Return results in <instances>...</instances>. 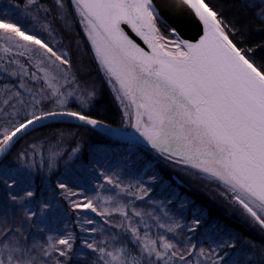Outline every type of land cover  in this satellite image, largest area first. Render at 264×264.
<instances>
[{"label": "snow or ice", "instance_id": "6c2138e0", "mask_svg": "<svg viewBox=\"0 0 264 264\" xmlns=\"http://www.w3.org/2000/svg\"><path fill=\"white\" fill-rule=\"evenodd\" d=\"M71 2L81 17L101 68L109 82L115 81L113 91L117 92L116 99L125 105V117H129L128 109L135 110L134 116L130 117L131 127L162 154L168 153L170 158L179 157L177 163L183 162L220 181L226 188V193L222 195L230 194V200L264 228V67H258L230 39L218 13L205 0H179V10H190L203 24V35L190 42L180 38L177 28L171 25L169 32L175 39L161 34L158 22L164 19L165 11L176 7L168 0ZM36 4L37 0H26L25 11L30 12ZM55 4L64 7L63 0H55ZM252 6L260 7L258 15L264 17V7ZM121 24L128 25L150 51H145L134 42ZM0 29L43 49L41 55L49 61L54 58L59 65H70L68 53H58L18 24L0 19ZM45 30H48L47 24ZM7 39L12 41L13 36L8 35ZM17 47L25 45L18 44ZM4 50L10 51L9 48ZM19 54L24 55V52ZM41 63L43 60H38L37 66ZM40 71L44 73L45 83L52 89V94L57 95L56 77L44 68ZM31 75L37 79L35 73ZM67 75L64 72L65 80ZM94 94L82 95V103ZM60 103L63 104L64 100L61 99ZM57 115L74 117L93 126L100 123L80 111L32 113L13 130L4 131L0 138V152H4L14 137L29 126ZM105 179L109 184L114 183L111 178ZM59 187L64 189L65 185L60 184ZM116 187L120 185L116 184ZM144 195H147L146 191ZM32 196L33 192L28 191L19 200L16 196L11 198L21 202ZM107 199L111 200L110 197ZM72 206L90 209L101 217L119 212L127 219V213L120 205L112 209L97 208L92 200H87L85 203L73 202ZM133 214L141 215L139 212ZM28 218L31 219L30 216ZM85 223L94 222L85 220ZM104 223L109 221L105 219ZM82 230L95 232L96 228ZM129 230L137 240L140 239L135 227L129 225ZM168 230L172 231L171 228ZM11 231V228L0 229V236L3 237L0 254L7 250V259H0V264H36V258L29 254L31 250L22 248L18 242H8ZM72 239L71 233L55 240L49 237L43 256L51 258L53 254H58L59 257H68L73 246ZM84 246L98 252L104 264H139L135 260H126L123 249L107 251L95 241H85ZM142 246L149 257L154 255L157 261L164 260V264H169L176 257L181 261L185 259L176 250V245L164 237H160L159 243V249L163 251L158 249L156 241L147 238ZM200 254H204L203 249ZM213 255H216L215 250ZM223 260V256H217L212 264H221ZM54 264H64V261L56 259ZM248 264H253L252 257L248 258ZM259 264H264V255H261Z\"/></svg>", "mask_w": 264, "mask_h": 264}, {"label": "trees", "instance_id": "16d2710c", "mask_svg": "<svg viewBox=\"0 0 264 264\" xmlns=\"http://www.w3.org/2000/svg\"><path fill=\"white\" fill-rule=\"evenodd\" d=\"M39 1L50 7L49 0ZM5 2L6 0L0 4V19L18 24L29 34L47 42L55 51L68 53L70 82L88 93H95L88 98L86 106H70L67 110H54L49 107L47 100H42L40 104L44 108L43 112L80 111L90 118L129 131V126H124L122 111L106 83L103 71L95 62L90 46L77 24L70 20L71 24L65 26L52 17L51 32L39 30L19 11L8 12L5 9L8 4ZM205 2L218 13L230 39L258 67H264V17L258 15L260 7L252 6L256 4L264 7V0ZM63 4L66 13L73 11L78 14L71 0H63ZM52 14L55 16L54 12ZM157 26L161 34L168 35V27L161 22ZM4 82L5 80L0 81ZM179 165L176 160L151 148L113 138L89 126L68 122L45 125L15 141L0 162V179L3 178L7 184L3 197H0L1 216L10 212L12 217L19 220L20 208H16L15 204H24L33 220L31 223L21 222L18 225L20 230L28 229L24 231L27 235L24 234L22 238L25 243L32 236L31 231L36 230L33 229L35 224L43 231L50 230L54 240L63 238L68 233L75 237L71 241L73 246L68 257L53 254L48 258L38 250L36 264H41L39 260H44L43 264H54L56 259L63 260L64 264H104L98 252L84 246L85 241H95L107 251L123 249L124 254L131 259L136 255L141 241L144 242L147 237L138 233L140 239L137 240L128 225L137 228V222L134 221L151 218L161 207L164 211L171 212L172 218L178 221L179 235H186L180 236L178 242L181 245L176 246L185 256L183 264H212L217 256H223L227 260L226 264H248L249 257H252L253 264H259L261 255H264L261 229L257 227L256 230L234 214H229L218 200L214 201L208 196L203 187L206 183L198 173ZM105 177L111 178L114 183L109 184ZM179 181L183 184H179ZM60 184H64L65 188L61 189ZM116 184L120 187L117 188ZM28 191H32L33 196L21 202L11 198L16 196L19 200ZM140 196L143 198H138ZM109 197L114 206L118 204L124 207L127 219L119 212L101 217L90 209L72 206L73 202L85 203L92 200L99 208L98 199L103 201ZM127 205L131 207V211ZM130 212L133 215L131 219ZM134 212L141 215L136 216ZM105 219L109 223L105 224ZM47 220L53 223L51 227L45 225ZM85 220H92L94 223L86 224ZM4 225L0 229L6 228V224ZM193 225H196V230L192 228L194 231L189 230L187 233ZM93 227L96 228L95 232L82 230ZM149 229L153 231L152 226ZM157 232L155 231L157 236L165 235L163 231ZM10 233L18 236L15 228ZM148 237H152L151 232ZM35 244L42 250L47 247L41 242ZM201 249L204 250L203 255L200 254ZM213 250L216 255H213ZM2 257L5 258L4 255Z\"/></svg>", "mask_w": 264, "mask_h": 264}, {"label": "rangeland", "instance_id": "374dc122", "mask_svg": "<svg viewBox=\"0 0 264 264\" xmlns=\"http://www.w3.org/2000/svg\"><path fill=\"white\" fill-rule=\"evenodd\" d=\"M3 1L5 0H0V4ZM5 3L8 4V6H6L5 8L8 12L12 13L13 10L19 11L22 14V16L29 19L33 24H35L39 30H45V25L47 24L48 30L45 31L51 32V28L53 24L52 17L54 19L56 18V20L58 19L60 21V24L62 23L65 26L71 24L72 21L76 23L81 31V34L85 36V39L89 44L90 49L93 53L95 62L97 63L98 67L103 71L102 73L105 77L106 83L109 85L111 93L117 105L120 107L122 111V115L124 117V122H125L124 126H129V131L133 129L131 127L132 120L130 119V117L134 116L135 110L128 109L129 117H125L124 115L125 105L121 104L120 100L116 99L117 92L113 91V84L115 83V81L109 82L105 74V71L101 68L98 60L96 59L95 52L91 45V41L88 39V34L85 31L84 24L81 23V17L79 16V14H76V12L73 13V11L72 13L70 11L66 13L65 6L63 8H60L58 5L55 4V0H49L50 7L46 3L44 6L42 2L37 0V4L31 8L30 12L25 11L26 0H6ZM44 9H47V11H44ZM52 12L55 13V16H53ZM33 17H35V19H33ZM8 35L13 36L12 41H9L7 39ZM167 37H169L170 39H175V37L171 36L169 30ZM18 44L25 45V47H17ZM5 48H9L10 51L6 52L4 50ZM26 49H31V51H27ZM21 52H24V55H20L19 53ZM41 53H43V49H39L38 46L26 42L22 38L16 37L15 34L6 33L2 29H0V81L5 80L4 83H0V138H2V135L5 130L8 131L13 130V128L17 126L19 122H24L27 118H30L32 113L38 115L39 113L43 112L44 108L40 104L42 100L45 101L47 100L50 103L49 107L53 108L54 110L56 109L67 110L70 106L84 107L88 102L87 99L86 103H82L80 99L82 95L87 96L88 92L85 89L78 87L72 81L70 82L71 79L70 65H67V67L64 68L63 65L62 66L59 65V62L55 61L54 58H52L51 61H49L44 56H42ZM38 60H43V63H41L39 67L37 66ZM55 65H59V67H56ZM40 68H44L51 76L56 77V81L54 82L57 84V87L59 89L57 95H53L52 89H50L48 85L45 83L44 73L40 71ZM25 72H27L28 74L25 75L24 74ZM64 72L68 73L67 80H65ZM32 73L36 74L37 79L32 78L31 75ZM22 84L24 85L23 87H21ZM17 92H19L20 95L17 96L16 95ZM69 93L72 94L69 95ZM61 99L64 100L63 104L60 103ZM126 103L127 101H125V104ZM39 104L41 107L39 106ZM179 164H180L179 166H181L182 168H186L189 171H192L193 173L194 172L198 173L200 175L199 177L203 178L206 183V185L203 187H205V189L207 190L208 196L212 197L214 201L218 200V203L229 214H234L237 218H239L240 220H244L248 226L255 228L256 230L257 227L260 228L261 229L260 231L264 236V228H261V226L258 223H256L250 216H248L242 208H239L238 207L239 205L237 206L236 204H234V202L230 200V194L222 195V193H226V188L220 181L207 176L206 174L200 172L195 168H192L191 166L183 162ZM4 181L5 180L3 178L0 179V197H3L2 193L3 194L5 193L4 187L7 186L6 182ZM179 184L182 185L183 183L179 181ZM98 202L100 203L99 208L112 209L118 205L116 204L114 206V202H112L111 200L109 201L108 199H105L103 201L102 200L100 201L98 199ZM15 205L16 208H20L21 215L19 216L20 217L19 220L18 218L12 217L10 212H6L4 216H1L3 213L0 211V227L5 226L4 224H6V228L20 229L18 225L21 222H28V223L33 222V220L27 218L29 216L30 217L32 216L31 213L28 212L29 210L24 206V204L21 205L19 203H16ZM127 208L128 210L131 211V207L129 205H127ZM158 209L159 210L156 213L152 214L151 218L149 219L147 218V220H143V221H134L137 222L136 227L137 226L138 227L136 229L138 233L140 234L143 233L145 237H147V239L155 240L157 242L158 249H159L160 237H165L167 241L180 247L181 244L178 242L179 241L178 239H180L181 235H179L180 230H178L179 227L177 224L178 221L172 218L170 214L171 212H168L166 210L164 211L162 207ZM130 215H131L130 216L131 219V217H133L131 212ZM75 224L78 225L77 223ZM45 225L47 227H51L53 223L47 220L45 222ZM161 225H163V227H161ZM150 226H152L153 231L149 229ZM194 226L196 227V225H193L186 232L188 233L189 230L190 232L194 231L192 230V228H195ZM34 228H36V230L31 231L32 236L26 240V243L22 238L24 234L27 235V233H24V231H28V229L20 230L19 232H16L18 236L16 234L9 233L8 242H18V244L22 248L31 250L29 253L30 256L36 257L38 255L36 254L38 253L37 251L41 250L43 253V250L37 247L35 242L37 243L41 242L42 245H47L48 238L52 237V234L50 230L43 231L41 227L40 226L38 227L36 224L33 225V229ZM169 228H171L172 231H169L168 230ZM155 231L156 232L158 231L157 233L163 231L165 235L163 236L161 234L157 236L155 235ZM150 232L153 238L148 237V235H150ZM127 233L130 234L129 231H127ZM185 236L186 235H182L181 237H185ZM1 238L3 237L0 236V240ZM52 238L54 239V237ZM73 240H75V237H73ZM142 244L143 241H141L139 248L137 249L136 255L132 256L131 259H129L128 255L124 254L125 259L131 261L134 260V258H136V261H138L139 264H152V263L164 264V260L157 261L154 255L149 257L147 253L143 251ZM2 248H3V244H0V249ZM159 250L163 251V249H159ZM176 250L178 251L179 254H181L179 252L180 250H178L177 247ZM3 255L5 258L2 257ZM0 259H7V250H4L3 254H0ZM165 259H167V257H165ZM39 261L41 264L45 262L44 260H39ZM183 261H181L178 257H176L173 258L169 262V264H183L185 262ZM226 261L227 260L224 259L221 263L226 264Z\"/></svg>", "mask_w": 264, "mask_h": 264}, {"label": "water", "instance_id": "95a60500", "mask_svg": "<svg viewBox=\"0 0 264 264\" xmlns=\"http://www.w3.org/2000/svg\"><path fill=\"white\" fill-rule=\"evenodd\" d=\"M168 2L170 4H174L176 7L170 8L169 10L165 11L163 13L164 19L159 22H161L168 28H169V25L177 28V30L180 33V38L184 40H188L190 42L197 41L200 38V36L203 35V24L198 20V18L195 17L193 13L190 12V10L180 11L179 10V0H168ZM121 27L125 30L126 34H128L130 38H132L134 42H136L140 47H142L145 51H150V49L148 48V45L145 44L144 41L139 36H137L128 25L121 24ZM56 122H68V123L89 126L113 138L138 143L140 145L151 148L157 151L158 153L162 154L158 150L154 149L151 145H149L147 141L144 140L143 137L134 136L131 133L132 130L130 131L122 130L115 126L105 124L103 122H100L96 126H93V125L85 124L83 121L77 120L74 117H69L66 115H57L54 117H47L46 119L38 121L34 123L33 125L29 126L27 129L20 132L19 134H17V136L14 137V139L9 143L7 149L4 152H0V162L4 158L5 154L7 153L11 145L15 141H17L19 138H21L22 136L28 134L29 132L39 127L49 125L52 123H56ZM162 155L167 158H170L168 153H163ZM170 159L179 160L180 158L171 157Z\"/></svg>", "mask_w": 264, "mask_h": 264}, {"label": "bare ground", "instance_id": "6f19581e", "mask_svg": "<svg viewBox=\"0 0 264 264\" xmlns=\"http://www.w3.org/2000/svg\"><path fill=\"white\" fill-rule=\"evenodd\" d=\"M134 136H140L138 132H136L135 129H132V132H131Z\"/></svg>", "mask_w": 264, "mask_h": 264}]
</instances>
